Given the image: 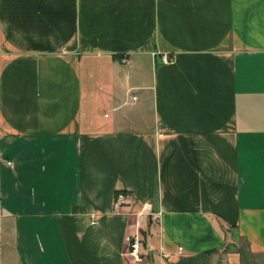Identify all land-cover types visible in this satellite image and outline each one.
Segmentation results:
<instances>
[{"label":"crops","instance_id":"1","mask_svg":"<svg viewBox=\"0 0 264 264\" xmlns=\"http://www.w3.org/2000/svg\"><path fill=\"white\" fill-rule=\"evenodd\" d=\"M1 185L0 264H264V0H0Z\"/></svg>","mask_w":264,"mask_h":264},{"label":"built area","instance_id":"2","mask_svg":"<svg viewBox=\"0 0 264 264\" xmlns=\"http://www.w3.org/2000/svg\"><path fill=\"white\" fill-rule=\"evenodd\" d=\"M159 58L163 62L168 61V57L165 54H160ZM121 62H125L123 58H121ZM126 195L123 193H118L115 197V200L113 202V207L117 208L120 205H122L125 202ZM139 236L137 234L132 235L130 242H129V248H128V253L130 256H132L134 259L139 258Z\"/></svg>","mask_w":264,"mask_h":264},{"label":"rangeland","instance_id":"3","mask_svg":"<svg viewBox=\"0 0 264 264\" xmlns=\"http://www.w3.org/2000/svg\"><path fill=\"white\" fill-rule=\"evenodd\" d=\"M7 194V192L4 191V186L1 185V189H0V201L2 203H4V205L6 204L3 200V198L5 197V195ZM2 197V198H1ZM237 240L238 245L242 248L241 249V256H242V262L243 264H245L248 261H252L254 262L256 260V257H254L252 254L248 253V251H246V248L243 244V241L240 238H235Z\"/></svg>","mask_w":264,"mask_h":264}]
</instances>
